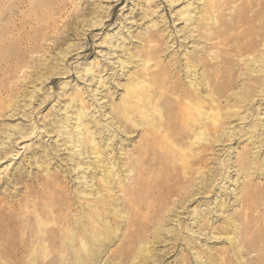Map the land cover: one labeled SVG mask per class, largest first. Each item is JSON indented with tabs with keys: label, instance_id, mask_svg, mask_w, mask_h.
I'll list each match as a JSON object with an SVG mask.
<instances>
[{
	"label": "rangeland",
	"instance_id": "rangeland-1",
	"mask_svg": "<svg viewBox=\"0 0 264 264\" xmlns=\"http://www.w3.org/2000/svg\"><path fill=\"white\" fill-rule=\"evenodd\" d=\"M248 3L0 0V264H264Z\"/></svg>",
	"mask_w": 264,
	"mask_h": 264
},
{
	"label": "bare ground",
	"instance_id": "bare-ground-1",
	"mask_svg": "<svg viewBox=\"0 0 264 264\" xmlns=\"http://www.w3.org/2000/svg\"><path fill=\"white\" fill-rule=\"evenodd\" d=\"M248 1L250 2V3H248L249 7H250V11H253L252 5L257 6V3L253 4L251 2V0H248ZM258 6H260V7H258L255 11H253V14L250 17V25H251L250 29L252 31L246 32V33L244 32L243 36H242V38H245V39L247 38V40H252V41L255 40L256 41V42L252 43L250 46H247L246 48H244L245 50H243V51H245L247 53L249 51L252 52L253 50H256L257 43L264 41V19H263V14H262L264 12V7L261 5V2H259V1H258ZM246 29H247V27H246ZM241 31H244V30L241 29ZM231 42H232V40H231ZM197 58H198L197 54H195L194 56L192 55L190 57L188 56L186 68H187V77L191 79L190 85L193 87L192 91L189 90L190 92H192V94L189 91H187V93L184 95L183 99H178L177 102H175V105H177V107L179 109V114L178 115L176 114L178 116L179 124H177L176 121H175L174 127H173L172 123L170 124V127H173V128L180 125L177 129L181 132L178 133L177 129H176L177 131L176 130L174 131L176 134L178 133L177 136L180 137V140L182 139L183 136H191L194 132H196V130L198 128V127H195V129H194V127L191 129L188 128L190 125V121L194 122L196 117L199 115L200 106L194 107L193 104L200 103L201 99H202L200 97V94L196 92L198 90V89H196V86H198L199 77L197 74L198 72L196 70L198 66L196 64H194V62L197 61ZM191 68H194V69H191ZM174 88L175 87H170L169 88L170 92L173 93ZM193 91H195L196 93ZM181 93H183V92H181ZM215 107H217V106H215ZM215 118L217 119V117H214V120H215ZM216 129H217V126L213 123L212 124V131H217ZM165 136H171L172 137L173 134L171 132L170 134L165 135ZM161 144H162V146L165 145L164 142H161Z\"/></svg>",
	"mask_w": 264,
	"mask_h": 264
}]
</instances>
